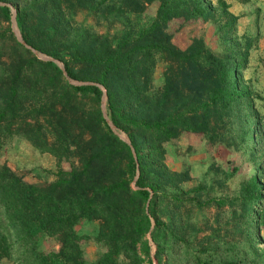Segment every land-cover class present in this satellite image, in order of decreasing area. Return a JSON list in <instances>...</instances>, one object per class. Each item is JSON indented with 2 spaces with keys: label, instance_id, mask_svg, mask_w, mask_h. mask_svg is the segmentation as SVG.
<instances>
[{
  "label": "trees",
  "instance_id": "trees-1",
  "mask_svg": "<svg viewBox=\"0 0 264 264\" xmlns=\"http://www.w3.org/2000/svg\"><path fill=\"white\" fill-rule=\"evenodd\" d=\"M108 1L29 0L16 15L27 45L61 60L71 79L94 84H70L55 63L39 59L9 28L0 29V149L20 137L59 157L72 141L81 156L79 167L42 184L27 183L6 165L0 166V206L5 214L0 259L13 260L16 250L17 264H87L76 226L99 219L96 238L108 251L96 264H119L121 254L126 264H151L146 235L152 218L150 235L158 264H264V159L227 201L234 221L231 238L192 240L187 218L180 212L212 202L224 205L226 198L204 201L202 185L184 188L188 173L167 167L163 147L181 131L191 130L192 119L199 121L195 128L207 133L212 112L236 119L242 102L262 100L240 85L251 45L232 44L238 17L228 11L229 4L217 1L229 18L219 27V34H225L224 48L217 52L202 39L185 51L174 50L162 33L173 19L204 22L210 12L205 0H118L109 11L118 17L138 13L154 1L158 8L153 20L113 41L72 25L77 9L103 13L114 3ZM0 17L10 20L7 6H0ZM158 56L179 65L181 85L176 86L165 71L164 88L159 92L152 88ZM98 85L106 90L111 122L127 134L130 145L103 118ZM200 89V97L191 95ZM256 125L257 120L252 125L250 121L249 127ZM44 238L54 239L59 249L46 253L40 247Z\"/></svg>",
  "mask_w": 264,
  "mask_h": 264
},
{
  "label": "rangeland",
  "instance_id": "rangeland-1",
  "mask_svg": "<svg viewBox=\"0 0 264 264\" xmlns=\"http://www.w3.org/2000/svg\"><path fill=\"white\" fill-rule=\"evenodd\" d=\"M217 1H204L210 8L204 22H183L181 19H173L165 25L162 33L168 35L167 44L174 50L182 52L202 39L204 45L212 51H221L224 48L221 41L224 40L225 34H219L218 30L220 26L228 22L229 18L223 15ZM223 1L230 6L228 11L238 17L236 28L232 34V44L235 46L251 45L247 67L240 71V85L248 87L253 94L260 95L262 100L253 97L249 105L242 102V106L236 108V119L212 112L207 119V133L195 128L199 121L192 119L191 130L181 131L174 140L163 145L167 167L175 172H187L189 175L190 179L184 188L189 189L202 185L205 188L204 201H210L217 196L226 198L224 205L212 202L200 209L185 208L180 212L187 218L185 220L188 227L187 235L192 240L193 238L201 240L206 236H211L214 239L231 238L230 226L234 221L230 218L231 204L227 201L235 196L241 182L256 173L257 164L264 159V57L259 46L262 38L259 28L264 24L262 15L264 10L260 4L261 0ZM28 2L29 0L0 1V6H7L11 11L9 21L0 17V29L9 28L17 41L30 49L39 59L55 63L70 84H94L89 81L71 79L67 76L61 60L41 54L23 41L17 26L16 15L17 10L26 6ZM113 2L103 13L77 9L72 25L75 28L83 26L90 32L108 36L113 41L115 38H119L122 33L135 29L138 25L146 24L156 17L157 1L144 4L138 13L123 17L109 13L110 10H114L113 4H117L118 0ZM155 61L158 63L152 77L154 90L159 92L164 88L165 71L176 86L183 83V74L179 65L170 59L164 60V57L160 56ZM98 86L103 92L101 98L103 118L106 122L107 119L111 122L106 111V90L103 86ZM201 94L202 89L191 93L196 98ZM252 118L254 121L257 120L256 127H249L250 121L251 125L254 122ZM108 126L119 139L130 145L129 138L124 131L117 129L114 125V129L109 124ZM244 132L249 134V138L250 135L254 136V140L248 139L247 135L245 138ZM62 152L63 154L57 157L35 149L23 138L14 137L0 149V166L6 165L10 172L21 177L27 183H50L55 181L58 175L66 176L74 168L80 166L81 156L75 142L70 141L65 144L62 147ZM137 177L138 172L132 182L133 188H136L134 183ZM2 222H5V214L4 209L0 206V223ZM99 224L100 220L95 219L92 223L83 222L76 226L78 234L83 236L80 247L83 259L87 264H96L98 259L108 251V246L104 241L96 238ZM153 226L154 220L151 218L150 231ZM150 231L146 235V239L150 246L151 264H158L155 258L156 245L151 239ZM261 237L264 240V227L261 229ZM40 244L41 249L46 253L59 249V244L51 238H44ZM13 258V260L2 258L0 264H17L19 255L16 250H13ZM118 263H127L123 254L119 255Z\"/></svg>",
  "mask_w": 264,
  "mask_h": 264
},
{
  "label": "crops",
  "instance_id": "crops-1",
  "mask_svg": "<svg viewBox=\"0 0 264 264\" xmlns=\"http://www.w3.org/2000/svg\"><path fill=\"white\" fill-rule=\"evenodd\" d=\"M260 4L262 5L263 10H264V0H261ZM262 15H263V18H264V14H262ZM259 31L261 32V35H262V38H261L260 43H259V46H260V50L262 51L263 57H264V24H263V26H261L259 28Z\"/></svg>",
  "mask_w": 264,
  "mask_h": 264
},
{
  "label": "water",
  "instance_id": "water-1",
  "mask_svg": "<svg viewBox=\"0 0 264 264\" xmlns=\"http://www.w3.org/2000/svg\"><path fill=\"white\" fill-rule=\"evenodd\" d=\"M19 40L22 42L21 38H19ZM107 122H108V124L111 126V128L114 129L112 123H111L108 119H107Z\"/></svg>",
  "mask_w": 264,
  "mask_h": 264
}]
</instances>
